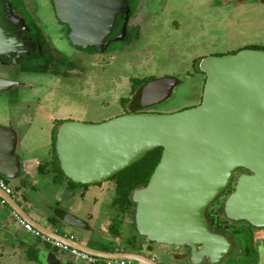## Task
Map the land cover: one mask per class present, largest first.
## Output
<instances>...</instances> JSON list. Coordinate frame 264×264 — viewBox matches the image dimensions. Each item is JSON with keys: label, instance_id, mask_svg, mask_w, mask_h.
<instances>
[{"label": "water", "instance_id": "1", "mask_svg": "<svg viewBox=\"0 0 264 264\" xmlns=\"http://www.w3.org/2000/svg\"><path fill=\"white\" fill-rule=\"evenodd\" d=\"M58 18L70 26V40L99 51L113 33L116 17L127 12L125 0H55ZM0 20V56L9 50ZM201 71L206 82L201 103L172 114L130 113L102 124L68 121L56 135L57 158L68 181L83 186L106 183L163 149L146 187L132 194L139 234L158 245H204L210 255L218 239L210 232L206 212L244 169L224 205L233 221L264 224V51L209 56ZM19 83L0 78V92ZM174 78L154 80L143 91L145 107L168 100ZM17 134L0 127V174L10 183L23 171L16 154ZM1 198L27 223L65 246L103 260L158 264L133 254L103 253L62 237L33 221L17 201L0 189ZM71 228H85L74 214L64 216ZM83 225V226H82Z\"/></svg>", "mask_w": 264, "mask_h": 264}, {"label": "rangeland", "instance_id": "2", "mask_svg": "<svg viewBox=\"0 0 264 264\" xmlns=\"http://www.w3.org/2000/svg\"><path fill=\"white\" fill-rule=\"evenodd\" d=\"M252 1L144 0L134 24L132 22L118 40L102 51L96 54L75 48L69 51L65 43L63 46L57 44L72 55L69 61L74 63L75 70L68 75L61 72L58 76L24 78L27 89L21 85L10 92H0V126L18 133L16 154L22 160L23 169L31 170L27 174L29 186L20 191V196L15 195L19 206L39 221L52 215L61 220V211L85 220V213L90 212L99 214V221L106 215H113L109 205L114 193L113 181L104 183L103 188L100 185L91 188L94 198H98L94 205L88 196L83 200L77 192L69 195L33 168L38 161L48 157L55 123L102 124L125 115L128 108L122 101L130 98L133 79L174 78L180 81L172 96L153 108L156 113L172 114L198 106L205 81L198 72L201 58L236 53L248 46L264 48V7L254 5ZM49 8L47 1L43 14L47 27L43 29L58 41L65 36ZM134 9L132 7V11ZM128 10L127 7V14ZM2 71L0 69V76L5 79H18L13 74L9 77V70L4 74ZM17 182L11 186L15 188ZM108 188L110 192H107ZM5 215L11 223L7 222L8 230L17 229L19 239L25 245L17 241V251L12 256L9 254L13 246H10L2 264H27L25 248L38 242L15 223L11 210ZM100 223L97 222V226ZM69 228L81 243L88 241L82 229ZM131 230L123 228L119 239L121 246H127ZM157 261L160 264H186L170 257H158ZM76 264L83 262L76 261Z\"/></svg>", "mask_w": 264, "mask_h": 264}, {"label": "flooded vegetation", "instance_id": "3", "mask_svg": "<svg viewBox=\"0 0 264 264\" xmlns=\"http://www.w3.org/2000/svg\"><path fill=\"white\" fill-rule=\"evenodd\" d=\"M47 1H48V5L50 6L49 9L52 10L53 12L54 15L53 17L56 21V24L60 29H63L62 33L65 36V38L58 41H56L53 38V35L49 31V29L48 31L50 32L52 37L48 36V34L43 29V27H47L43 16L44 10H46ZM143 1L144 0H140L139 2L136 3L132 0H125L126 9L127 7L129 9L128 14L127 12L125 13L120 12L117 15L113 33L105 41L104 48L107 45L111 44L113 41L118 40L122 36L124 29L128 28L132 22L134 24L135 20L137 19V14L142 7ZM252 3L254 5L264 7V0H253ZM132 7H135L133 11H132ZM0 20H1V26L5 30L7 38L10 41L9 50L7 51V53L0 56V69L3 70L2 71L3 74L6 73V70H9L7 72L9 77L10 74H13L14 76H16V78H18V79L9 80L19 83V85L14 86L13 89L20 87L21 85L23 86L24 89H27L25 85L26 83L23 82L24 78L31 79L32 77L47 76L50 74L54 76H58L60 75L59 73L61 72L62 75L65 74L68 75L73 70H75L74 63L72 61L71 62L69 61L72 56L70 55V52L58 48L57 44H59V46L61 45L63 46V43H65L69 51L75 48L76 51L80 50L90 54H96L97 52H99V49L97 47H93V48L90 47L88 49H85L79 46H75L71 42L70 26L67 23L62 22L58 18L56 12L55 0H0ZM120 27H121L120 33L117 36L112 37L114 35L115 30ZM53 42H55L56 44H53ZM243 50L264 51V48L257 46H248L239 50L236 53H227V54L211 55V56L223 57L227 55H235ZM207 57H203L198 61V72L201 73L204 77L205 74L201 71V67L204 60L207 59ZM0 78L5 79V77L2 76H0ZM140 80H146V79H140ZM150 82H152L151 79H149L148 84ZM205 82H206V77H205L204 85ZM178 85H180V81H178ZM10 91H6V92H10ZM132 91H133V85H132ZM131 98H132V92L130 98L124 100H130ZM123 105L128 108L126 114L132 113L130 112L129 109L130 102L123 103ZM154 107H145V109L140 111L139 113H156L153 110ZM65 122L68 121H57L55 123L52 130V137L54 134V130L56 129V135H57L59 128ZM5 129L11 130L10 128H5ZM17 139H19L18 133H17ZM55 140H56V136H55ZM18 144H19V140H18ZM50 154L52 158L53 154H52L51 146H50ZM41 165H45V164H41ZM242 174L250 175L251 173L244 169L237 171L231 186L223 193L221 197L217 198L214 201V203L208 208L206 212V219L209 224V230L215 236V238L218 239L217 242L213 244L214 248L211 249V253H209L210 255L204 252V245H198L195 248V250H193L192 248L183 247V246L174 247V246L158 245L142 237L139 234L135 223V206L132 208L133 212H128L126 214H120V215L119 213H116V211L112 208V202L115 194L114 181H113L114 193L112 196V200L109 204L114 211L113 215L111 216L106 215L103 217L102 221H99L100 220V218L98 217L99 214L95 215L94 213L90 212V213H85V217L87 220L81 219L86 225V227L78 228V229H82L85 232L86 237L88 238V241L86 240L87 241L86 243L84 244L81 243L75 237V233L65 234V231L63 229H60V226L61 227L64 226V216L65 214L69 213L68 211L64 212V214L62 215L63 218L61 220L56 218V215H53L52 218L56 220L55 222L56 225H52L50 223V219H51L50 218L49 223L51 225H47V226L42 225V226L46 227L48 230L52 232L59 234L62 237H66L68 239L76 241L80 243L82 246H85L92 250H96L103 253H111V254L119 253V254L140 255L150 258L155 262H157L158 264H160L157 261L158 257H170L176 259L177 261L185 262L186 264H224V263L264 264V224L260 226H255L247 221H238V222L233 221L228 219L224 212L225 202L228 199V197L234 193L235 183L238 180L239 176ZM23 178H24V173L22 171L17 181L21 183L22 182L21 180ZM0 179L4 180L7 184H11L1 174H0ZM49 180L53 183L52 178H49ZM111 180L112 179H110L109 181ZM66 181L70 182L67 180V178ZM67 182L65 183L67 184ZM25 183L26 182H23V184ZM103 184H99L100 187H102ZM93 186L96 187L98 185H90V186L78 185V187H70L67 184V188L69 187L71 188V190L74 191V193L77 192V194H80L83 200L89 197L90 198L89 201L95 205L96 203H98V198H94L93 196L94 192L89 195H85ZM14 189L16 193L20 192V191L17 192L16 188ZM107 192H110L109 188L107 189ZM13 198L15 199V196ZM8 210H13V209H11L7 205V203L6 205L0 204V264L4 262V257H5L4 249L9 248L8 242L10 237L5 236V233L10 231L7 228V222L10 223V220H8L7 215H5L6 212H8ZM28 216L33 221H35L30 215ZM11 218L14 219L12 214H11ZM14 221L22 229V227L17 223L15 219ZM97 222L98 223L102 222V223H100L99 226H97ZM12 224H14V222ZM113 225H119L117 227L119 230L118 235L112 234L111 228L113 227ZM125 227H128L129 229H133V230H131L129 237L127 238V246H121L119 239H121L123 235V228ZM17 234H18L17 236H19L18 232ZM17 236H15L16 239H18ZM35 240L38 243H33L31 244V246L33 247V249H35L37 248L36 245H38V249L40 251L37 254L35 250L34 251L28 250L27 253L29 255H28L27 264H76V261L78 262L82 261L83 264H108L109 261L118 262L114 264H129V262H131V264L132 262L136 263V261L103 260L95 257H93L94 259H96L95 263L88 262L82 260L78 256H75L67 251L53 247L49 244H45L38 239ZM100 241L101 243H99ZM103 242H105V244H103ZM108 245L111 246L108 247ZM127 249L129 250L127 251ZM145 253L149 255H146ZM60 254H62L63 256L59 257ZM64 254H66V256ZM33 255H35V258L32 257ZM250 258H253L252 262L249 261ZM137 263L141 264L139 262Z\"/></svg>", "mask_w": 264, "mask_h": 264}, {"label": "trees", "instance_id": "4", "mask_svg": "<svg viewBox=\"0 0 264 264\" xmlns=\"http://www.w3.org/2000/svg\"><path fill=\"white\" fill-rule=\"evenodd\" d=\"M121 27L116 29L112 37L117 36L120 33ZM133 91L132 98L130 100H124L123 103L130 102V112L139 113L145 109L143 100V91L149 82V79L140 80L133 79ZM56 129L52 137L51 149L52 158L45 165H39L37 171L39 174L44 175L47 179L52 178L53 183L56 185H62L67 182L64 173L61 170L57 155H56V145H55ZM163 149H156L150 153L140 162L127 168L111 181L115 182V194L112 202V208L116 213L126 214L128 212H133V207L135 203L132 200L133 192L142 187H146L149 183L156 167L160 163L162 157ZM70 187H78L71 182H67ZM87 188V187H86ZM17 192L20 188L16 189ZM56 220L54 218L50 219L52 225H56ZM119 225H113L111 228L112 234L118 235Z\"/></svg>", "mask_w": 264, "mask_h": 264}, {"label": "built area", "instance_id": "5", "mask_svg": "<svg viewBox=\"0 0 264 264\" xmlns=\"http://www.w3.org/2000/svg\"><path fill=\"white\" fill-rule=\"evenodd\" d=\"M0 189L3 190L7 195H10L12 197H14L16 195L15 189L11 186V184H7L4 180L0 179ZM0 204L2 205H6V202L1 198L0 196ZM11 214L14 217V219L17 221V223L22 227V229L30 234L33 238L38 239L40 241H42L45 244H49L53 247L59 248L61 250L67 251L75 256H78L79 258H81L82 260L88 261V262H96V259H94L93 257L77 251L76 249H72L68 246H65L64 244L53 240L52 238L42 234L41 232H39L38 230H36L31 224L27 223L22 217H20L16 211L11 210ZM114 263H118L117 261H109L108 264H114Z\"/></svg>", "mask_w": 264, "mask_h": 264}, {"label": "crops", "instance_id": "6", "mask_svg": "<svg viewBox=\"0 0 264 264\" xmlns=\"http://www.w3.org/2000/svg\"><path fill=\"white\" fill-rule=\"evenodd\" d=\"M49 145H51V144H49ZM50 159H51V154H50V152L48 153V157L44 160V161H38V163H37V165L36 166H34L33 168H38V166L40 165V164H46V163H48V161H50ZM32 168V169H33ZM23 171H24V178L21 180L22 182V184L21 183H19V182H17L16 183V185H15V188L17 189V188H20V191L22 190V189H24V188H27L28 186H29V182H30V180H29V177L27 176V174L31 171V170H29L28 168H26V169H23ZM37 171V170H36ZM28 177V178H27ZM48 180H49V178H48ZM50 181V180H49ZM23 182H26L25 184H23ZM21 185H22V187H21ZM104 186H102V187H100V188H103ZM61 188L62 189H64V191L66 192V193H68L69 195L70 194H74V191L73 190H71V188H67V184L66 183H64V184H62V186H61ZM92 192H91V189L85 194V195H89V194H91ZM16 195H18V196H20V192L19 193H16ZM62 212V214L59 212V214H61L60 216H62L63 214H64V212L63 211H61ZM57 214H58V211L56 212ZM53 217V215L52 216H47V217H45V218H41V221H39V219L37 218V219H35V218H33L35 221H37V222H39L41 225H45V226H47V225H51L50 223H49V219L50 218H52ZM43 222V223H42ZM65 226V227H64ZM64 226H60V229H63L64 231H65V233L66 234H71L72 233V231H71V229L67 226V225H65V223H64ZM14 231V232H13ZM12 232L11 231H8V232H6L5 233V236L6 237H10L9 238V247L10 246H13V250H11V253L9 254V255H11L12 256V254L14 253H16V247H17V241H19L20 239H19V236H17L18 234H17V229L15 230H13ZM16 233V234H15ZM19 233V232H18ZM15 236H17V238L18 239H16L15 238ZM19 243H21L20 245H22L23 246V244L25 245V243H22L21 241H19ZM35 246V245H34ZM37 246V248H35ZM34 248L35 249H33V247L31 246V245H29V246H26V248H25V251H26V256H27V260H28V253H27V251L28 250H35V252L38 254V252L40 251L39 249H38V245H36ZM40 248V247H39ZM4 252L7 254V253H9L10 252V249L9 248H6V249H4ZM45 254V253H44ZM43 254V255H44ZM14 256H16V255H14ZM33 258H35V255H33L32 256ZM11 258H14V257H11Z\"/></svg>", "mask_w": 264, "mask_h": 264}]
</instances>
